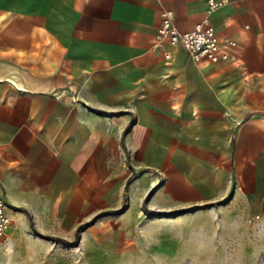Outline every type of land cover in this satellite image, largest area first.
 <instances>
[{"label":"crops","instance_id":"obj_1","mask_svg":"<svg viewBox=\"0 0 264 264\" xmlns=\"http://www.w3.org/2000/svg\"><path fill=\"white\" fill-rule=\"evenodd\" d=\"M166 8L180 31L211 22L228 56L158 42ZM0 191L1 247L31 220L68 236L117 210L263 219L264 0H0Z\"/></svg>","mask_w":264,"mask_h":264},{"label":"rangeland","instance_id":"obj_2","mask_svg":"<svg viewBox=\"0 0 264 264\" xmlns=\"http://www.w3.org/2000/svg\"><path fill=\"white\" fill-rule=\"evenodd\" d=\"M121 214L103 213L81 225L78 241L76 233L27 228L0 246V264H264V218L250 224L248 212L223 208L183 220L157 212L159 218H141L139 225H125L130 221ZM101 218L108 223L90 227ZM92 228L94 235L84 234Z\"/></svg>","mask_w":264,"mask_h":264},{"label":"built area","instance_id":"obj_3","mask_svg":"<svg viewBox=\"0 0 264 264\" xmlns=\"http://www.w3.org/2000/svg\"><path fill=\"white\" fill-rule=\"evenodd\" d=\"M226 1L209 0L210 10L220 7ZM156 39L158 42H171L181 45L195 60L217 61L228 56V52L220 46L215 27L211 22L205 20L196 24L193 29L180 31L174 23V11L170 8L162 11V21ZM231 43L235 44V41ZM8 209L5 196L0 191V243L6 240L7 231L12 222ZM260 219V214H254L248 216L247 220L251 224Z\"/></svg>","mask_w":264,"mask_h":264},{"label":"trees","instance_id":"obj_4","mask_svg":"<svg viewBox=\"0 0 264 264\" xmlns=\"http://www.w3.org/2000/svg\"><path fill=\"white\" fill-rule=\"evenodd\" d=\"M34 225H33V221L31 220V227H33ZM80 227L81 226H79L78 227V229H77V231H76V241H78V238H79V235H80ZM45 237H48V238H52V239H58V240H63V241H67V239H65V238H61V237H59V236H50V235H45Z\"/></svg>","mask_w":264,"mask_h":264}]
</instances>
